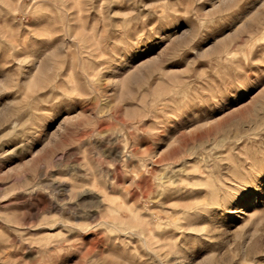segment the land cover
<instances>
[{
	"label": "rangeland",
	"instance_id": "1",
	"mask_svg": "<svg viewBox=\"0 0 264 264\" xmlns=\"http://www.w3.org/2000/svg\"><path fill=\"white\" fill-rule=\"evenodd\" d=\"M0 264H264V0H0Z\"/></svg>",
	"mask_w": 264,
	"mask_h": 264
}]
</instances>
